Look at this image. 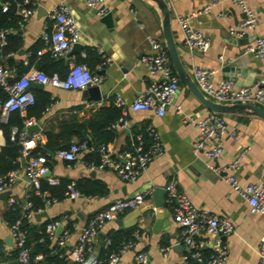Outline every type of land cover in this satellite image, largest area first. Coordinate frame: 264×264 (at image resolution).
<instances>
[{
    "label": "crops",
    "instance_id": "0c3cea01",
    "mask_svg": "<svg viewBox=\"0 0 264 264\" xmlns=\"http://www.w3.org/2000/svg\"><path fill=\"white\" fill-rule=\"evenodd\" d=\"M35 1V14L20 30L22 49H25L26 53L13 55L14 60L25 62L30 50L41 40L42 33L53 31V21L49 14L55 5L65 3L81 31L78 42L81 49L69 58L74 62L77 54L84 57L88 49L95 52L101 62L95 64L93 70L103 77L99 86L103 97L99 101H92L83 97L84 90L71 91L48 86L37 89L50 95L51 104L40 120H33L34 125L40 127L39 132L32 133L39 136L33 152L38 146L46 144V132L58 133L64 123H82L91 119L101 108L116 107V96H120L129 106L151 83L159 80L158 76L151 75L148 68L141 63L142 57L155 52L151 41L156 40L165 48L158 15L141 0H106V6L112 15L111 27L103 24L96 11L86 7L84 0ZM167 1L171 9L172 28L180 57L191 76L193 67L212 68L216 70V83L230 78L235 87L252 85L264 77V62L246 52L247 47L252 45L257 37L264 36V0H245L256 13L257 20L255 29L240 39L230 35L229 28L238 24L244 15L231 1ZM211 2H216L211 11L192 21V25L208 36L211 43L206 49L189 51L183 44L177 18L190 15ZM105 58L109 59L108 64H104ZM226 68L231 70L226 72ZM11 70L13 77L17 67ZM125 111L126 126L116 125L119 119L112 126L115 137L106 146L109 152L113 156L123 152L133 138L142 136L146 128L152 126L160 137L162 155L153 158L137 180L123 181L111 170H90L85 165L86 157L93 153L89 149L81 152L75 162L60 160L54 157L53 152L48 151L51 157V176L60 181L80 182L82 186L99 182L104 185V193L98 196L80 195L75 199L65 196L62 200L49 199V203L46 200L45 208L35 212L31 222L35 225L48 221L60 222L63 229L69 230L70 235L66 244L61 246L57 238L61 234L57 235L55 232L52 242L65 247L67 253L76 244L79 229L86 225L93 215L107 208L115 200L149 192L139 207L126 212L116 221L107 222L100 233L107 236L110 231L119 228H135L142 237L137 248L148 253L149 264H182L183 255L186 253L181 241L183 229L173 220L174 205L168 203L166 192L164 209L155 207L156 189H164L171 180H175L177 189L188 197L195 208L226 219L234 226L232 234L219 237L227 247L226 264H258L257 246L264 235V215L252 213L248 202L231 192L227 178L234 175L242 186L248 183L264 184V122L235 115L224 116L228 130L234 132L235 136L226 137L221 156L215 161H210L202 154L194 152L197 139L195 122L203 119L208 111L181 82L178 92L162 117L154 111ZM120 112L122 116L123 110L120 109ZM87 131L90 138L91 132ZM64 137L58 142H78L76 137L70 140L67 136ZM94 139L97 140L98 137L94 136ZM88 141L89 148H96L92 146L90 139ZM4 145L5 138L0 131V147ZM238 158L237 167L232 168L233 162ZM19 161L20 168L17 170L20 176L15 181L11 194L18 201L24 202L30 188L24 175L23 161ZM215 170L220 171V175H217ZM8 210L7 197L0 193V242L5 252L12 250V246L5 243V240L10 238L9 226L5 220ZM43 212L47 213V217L35 219V214ZM168 213L170 216L165 217ZM159 218L161 224L157 225ZM118 220L131 227H119ZM69 223L71 231L68 229ZM102 244L103 239L99 237L95 246L96 254L103 248ZM175 245L179 247L173 249ZM162 247L169 248L165 255L160 251ZM38 256V260H41L42 256ZM133 257L134 251H128L120 264H133ZM12 262L2 261V264Z\"/></svg>",
    "mask_w": 264,
    "mask_h": 264
},
{
    "label": "built area",
    "instance_id": "2783aa9c",
    "mask_svg": "<svg viewBox=\"0 0 264 264\" xmlns=\"http://www.w3.org/2000/svg\"><path fill=\"white\" fill-rule=\"evenodd\" d=\"M15 5L16 15L20 17L19 25L22 28L29 22L36 12L35 0H8L2 3V11L6 12L11 3ZM106 0H84L88 9L95 10L99 17L109 13ZM237 6L243 13V19L233 27L229 28V33L235 38H244L256 27V13L246 4L245 0H229ZM216 5L211 2L202 9L194 11L187 16H179L177 22L183 36V44L189 50L206 49L211 41L203 32L192 25V21L204 14H208ZM53 21V31L43 32L41 40L43 46L37 51L41 56L50 53L54 58H67L75 44L79 42L81 31L72 15L69 7L65 3H58L49 14ZM224 16V15H219ZM7 32L0 31V47L6 44L5 35ZM154 54L145 55L141 59L151 75L158 76L159 80L151 83L129 106L120 97L116 96L114 104L123 110V115L119 118L118 124L126 126V111H154L158 116L165 114L166 108L171 104L179 89V79L176 76L167 53V50L156 40L151 41ZM246 52L254 58L264 62V36L257 37L255 42L248 46ZM28 54L25 65H28ZM109 59L105 58L104 64H108ZM12 70L0 65V89L7 94L4 101L0 100L2 122H6L10 113L19 111L24 114L28 106L33 105L35 97L31 89L33 84L55 87L64 90L78 91L89 87L100 86L103 77L98 73L89 70L86 64L70 63V70L61 78L57 74L46 75L41 70L30 67L22 76L14 81H10ZM216 70L207 67H193L192 78L202 93L209 99L221 103L254 104L264 108V77L259 78L249 86L235 87L230 78H226L218 83L215 82ZM192 121V119H189ZM34 125L33 120L25 121V127L21 131L13 130L10 136L12 141H16L21 147L19 160L24 161V175L27 178L30 191L34 190L37 195L47 198V193H40L42 181L51 186H56L60 180L51 176L48 159L44 154H34L33 150L37 146V134H30L26 127ZM197 128V139L194 143V152L202 154L207 160L215 161L219 159L223 152V142L226 137H234V132L228 130V125L224 116L208 112L207 115L195 122ZM148 143L143 136H137L131 151H123L113 156L106 146L98 148L88 147L87 142H72L68 148L58 150L54 157L75 162L81 152L89 149L90 152H97L100 156L98 164L85 162L90 170H111L123 181H135L145 172L153 158L162 155L163 147L160 137L154 127L148 126L145 131ZM239 158L236 159L232 168H236ZM217 175L220 171L215 170ZM18 170L10 172L4 177H0V193H7V206L9 209L18 207L21 217L14 223L8 224L10 237L12 239V250L16 251V261L20 264H30V251L26 247L27 232L21 228L23 219L32 221L34 212L30 210L31 204L27 201L29 193L24 202L18 201L12 194L11 189L15 181L19 178ZM232 193L239 195L246 200L252 213L264 215V184L248 183L240 185L234 175L227 178ZM168 203H173V220L183 229L181 241L186 253L183 255L182 264H226L228 251L227 247L219 239L220 236H228L234 232V226L226 219H220L206 210L195 208L188 197L177 189L175 180H171L165 187ZM80 193L75 188V182H71L67 187L65 196L69 199L80 197ZM149 192L138 193L131 197L113 201L104 210L96 213L79 229L76 237V244L64 255V264H120L124 255L134 251L133 264H149L148 253L144 249H138L137 245L141 240V233L135 230L132 238L125 242L120 249L111 250L103 256L96 254L95 246L99 238L101 229L107 222L116 221L126 212L139 207L146 199ZM51 200H47V203ZM55 202V200H54ZM60 222H50L46 225L45 231L49 238H53ZM61 234V235H60ZM58 242L64 246L70 235L69 230L62 227ZM202 236V237H201ZM110 239L105 236L103 248L110 245ZM168 247H162L160 251L165 255ZM207 249L209 255L204 256L203 250ZM258 264H264V235L257 246ZM37 256L36 259H39Z\"/></svg>",
    "mask_w": 264,
    "mask_h": 264
},
{
    "label": "trees",
    "instance_id": "16d2710c",
    "mask_svg": "<svg viewBox=\"0 0 264 264\" xmlns=\"http://www.w3.org/2000/svg\"><path fill=\"white\" fill-rule=\"evenodd\" d=\"M8 0H0V31L7 32L5 35L6 44L0 47V65L8 69H15L17 67L16 74L10 77V81H14L22 76L30 67L41 70L46 75L51 76L53 74L59 75L61 78H65L70 70V58H54L50 53H45L41 56L37 55V51L43 46L42 41H38L34 47L30 50L28 58V65H25L23 61L16 62L13 55H17L23 47L22 34L20 33L21 27L19 25L20 17L16 15L15 5L11 1V5L6 12L2 11V3ZM10 1V0H9ZM101 59L95 54L93 50H86L85 56L81 54L75 55L74 63L86 64L91 72L94 73L95 64H99ZM35 97V102L26 108L25 113L22 114L19 111H14L9 114L7 121L2 122L0 120V131L5 138V145L0 147V177L8 175L10 172L20 168V155L22 147L16 142L10 139L12 131L15 129L21 131L25 127V121L27 120H40L43 114L51 104L50 95L37 90L32 89ZM7 98V94L0 89V100L4 101ZM121 116L120 109L111 106L108 108H101L91 119L82 123H64L60 126L58 133L46 132L47 142L44 146H38L33 152L34 154H44L48 159H51L48 151L55 153L58 150L66 149L72 143L58 142L59 139H64L67 136L68 140L72 137H76L78 142L88 141L92 142V146L98 148L101 146H107L109 142H112L115 133L112 126L117 122ZM1 117V106H0ZM90 130L91 135L88 138L87 133ZM94 136L98 137L97 140ZM145 142L148 143V138L144 134L142 135ZM136 138H133L128 143V147L124 151H131L133 149V143ZM87 163L94 162L96 164L100 161V156L97 152H93L86 157ZM71 182L60 181L56 186H51L47 182L42 181L40 193H49L47 198L37 195L34 190L29 192V198L27 201L31 204L30 210L32 212H38L45 208L46 200L57 199L62 200L65 198L67 187ZM76 190L84 196H98L104 193V185L99 182H92L86 186H82L75 182ZM21 217L18 207L9 209L5 215V220L8 224L14 223ZM54 221V220H53ZM47 223L35 225L27 219H23L21 222V228L26 230L27 239L26 247L30 251L31 261L30 264H64V255L66 254V248L61 247L59 244L52 242L48 234L45 231ZM68 229L71 231L70 223ZM135 228L110 231L107 237L110 239V245L107 248H102L99 252V256H103L105 252L111 250H118L121 246L132 238ZM205 257L209 255L208 250H204ZM41 255L42 259H36V256ZM0 259L2 261H13L12 264H20L16 261V251L11 250L5 252L3 245L0 242ZM0 261V264H2Z\"/></svg>",
    "mask_w": 264,
    "mask_h": 264
},
{
    "label": "water",
    "instance_id": "95a60500",
    "mask_svg": "<svg viewBox=\"0 0 264 264\" xmlns=\"http://www.w3.org/2000/svg\"><path fill=\"white\" fill-rule=\"evenodd\" d=\"M146 5L151 7L154 12L158 15L160 21V27L162 32L163 43L165 45V49L167 50L169 60L171 66L178 77L179 81L185 86V88L193 95L198 102L208 111L217 115L227 116V115H235L239 117L251 118V119H259L264 122V108L254 105V104H240V103H221L217 101H213L205 96L199 87L196 85L192 76L183 65L178 45L175 40L173 28H172V18H171V9L167 0H141ZM100 21L105 24L107 27L112 26V15L111 13L106 14L105 16L100 18ZM21 32V31H20ZM81 45L75 44L72 50L69 52L67 57L73 55V53L80 51ZM26 50L21 49L18 54L25 55ZM231 69L226 68V72ZM31 88L43 89L44 86L42 84H33ZM178 92V91H177ZM83 97L92 101H99L103 97L100 92V88L98 86L89 87L83 91ZM26 131L30 134L34 132H39L40 127L35 124L26 127ZM87 144L90 146V142ZM52 155V153H51ZM23 164L25 162L23 161ZM4 197H7V193L2 194ZM155 195L157 198L155 199V207L164 209V197L165 190L164 189H156ZM47 217V213H39L35 214V219L39 220L41 217ZM170 216L168 213L165 217ZM157 225H160V218L158 219ZM117 225L119 227H131V225H125L122 220L117 221ZM62 230V227H59L56 231L58 235ZM101 239H104L105 235L103 233L99 234ZM5 243L8 246H12L11 237L5 240ZM179 245H175L173 249H177Z\"/></svg>",
    "mask_w": 264,
    "mask_h": 264
}]
</instances>
